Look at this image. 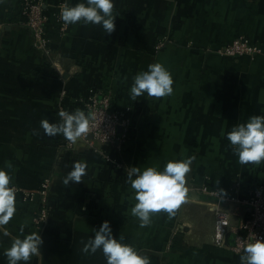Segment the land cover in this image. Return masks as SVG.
<instances>
[{"label": "crops", "instance_id": "crops-1", "mask_svg": "<svg viewBox=\"0 0 264 264\" xmlns=\"http://www.w3.org/2000/svg\"><path fill=\"white\" fill-rule=\"evenodd\" d=\"M22 1L0 0V168L21 191L14 216L0 226V264H7L4 250L21 229L43 240L28 264H106L101 251H82L103 221L150 264H240L232 234L224 247L213 244V206L203 190H222L238 202L264 190V161L239 163L226 138L234 125L264 116V0H113L110 34L100 25L64 24L62 5L83 0H41L45 50L34 48L19 15ZM240 37L259 44L262 54L253 60L218 54ZM154 63L170 72L172 94L133 101V77ZM104 95L114 111H127L129 127L117 131L124 136L120 148L44 134L42 120L58 123L62 110L88 114L87 99ZM189 157L185 201L175 215L153 214L140 227L131 213L128 166L163 170ZM77 162L86 164V174L66 186ZM26 193L34 194L31 202L23 201ZM43 201L48 212L38 224ZM232 209L238 224L249 215L246 206Z\"/></svg>", "mask_w": 264, "mask_h": 264}, {"label": "clouds", "instance_id": "clouds-1", "mask_svg": "<svg viewBox=\"0 0 264 264\" xmlns=\"http://www.w3.org/2000/svg\"><path fill=\"white\" fill-rule=\"evenodd\" d=\"M113 7V0H83L75 5L66 2L61 7L60 18L65 25L77 22L100 25L110 34L115 28ZM172 85L170 72L162 64L154 63L133 77L130 93L133 101L145 94L164 97L172 94ZM58 116V123H50L47 119L40 122L45 135H62L67 141L75 142L88 133L90 114L77 109L73 112L62 110ZM226 138L239 163L259 164L264 161V116H251L246 122L234 125ZM193 159L194 157L170 160L163 170L157 167L141 169L128 166L125 182L133 189L136 201L131 213L139 219L140 227L148 226L153 214L165 212L170 217L175 215V210L188 195L186 174L190 172ZM6 167L11 169L12 165L7 163ZM85 169V163H75L65 176L64 184L67 186L69 182H81L82 176L86 174ZM10 184V174L0 168V226L6 225L16 211L15 190ZM93 230L94 237L85 243L83 252L95 254L98 250L101 251L106 264H150L147 256L140 255L132 245L122 242L123 236L113 235L108 221H103L98 229ZM4 235L8 233L5 231ZM42 243L38 232L25 235L21 229V236L14 238L10 247L4 250L7 264H28L32 256L39 254ZM240 264H264V240L256 238L247 243L240 256Z\"/></svg>", "mask_w": 264, "mask_h": 264}, {"label": "built area", "instance_id": "built-area-1", "mask_svg": "<svg viewBox=\"0 0 264 264\" xmlns=\"http://www.w3.org/2000/svg\"><path fill=\"white\" fill-rule=\"evenodd\" d=\"M19 15L23 19L25 25L30 29L33 36L34 48L45 50L47 47V39L45 36L47 19L42 10L41 0H23L19 8ZM261 47L252 44L249 40L236 39L229 45L218 51V54L227 58L236 57H256L262 54ZM111 98L104 95L98 98L91 96L86 101V109L91 115L89 121V131L82 138L90 135L92 140L100 146L120 148L124 142V136H118V128L127 129L129 127V118L127 111L122 114L114 111L111 106ZM48 184H44L40 189L41 197H45ZM15 193L21 191L15 189ZM204 195L212 201L213 206V244L216 247H224L226 245L229 234L233 235V243L230 249L235 253H243L244 246L252 242L254 239L264 240V190L258 187L253 190L248 199L238 202L234 198L225 196L220 190H211ZM33 193L23 195L24 202H31ZM223 202L240 203L249 210L247 218H241L240 223L233 228L230 219L233 216L232 208H224ZM48 212V205L43 201L36 212V223L44 222Z\"/></svg>", "mask_w": 264, "mask_h": 264}, {"label": "water", "instance_id": "water-1", "mask_svg": "<svg viewBox=\"0 0 264 264\" xmlns=\"http://www.w3.org/2000/svg\"><path fill=\"white\" fill-rule=\"evenodd\" d=\"M86 140H92V137L90 135L85 137ZM79 140V138L77 139ZM222 206L224 208H241V205L239 203H230V202H223ZM230 224L233 228H235L238 224V218L237 217H231Z\"/></svg>", "mask_w": 264, "mask_h": 264}, {"label": "rangeland", "instance_id": "rangeland-1", "mask_svg": "<svg viewBox=\"0 0 264 264\" xmlns=\"http://www.w3.org/2000/svg\"><path fill=\"white\" fill-rule=\"evenodd\" d=\"M236 39H245V40H248V39H246V38H243V37H240V38H236ZM236 39H234V40H236ZM233 40V41H234ZM232 41V42H233ZM250 42H252V44H255V45H257V46H259V47H261L259 44H257L256 42H253V41H251V40H249ZM231 43V42H230ZM230 43H228V44H226L225 46H223L222 48H220L219 50H221V49H223L224 47H226L227 45H229ZM262 49V48H261ZM218 50V51H219ZM258 56H260V55H258ZM258 56H256V57H258ZM221 57H223V56H221ZM256 57H253V58H250V57H245V58H249V59H251V60H253L254 58H256Z\"/></svg>", "mask_w": 264, "mask_h": 264}]
</instances>
